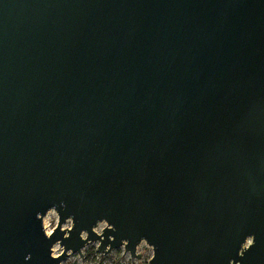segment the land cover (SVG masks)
I'll use <instances>...</instances> for the list:
<instances>
[{
	"label": "water",
	"instance_id": "obj_1",
	"mask_svg": "<svg viewBox=\"0 0 264 264\" xmlns=\"http://www.w3.org/2000/svg\"><path fill=\"white\" fill-rule=\"evenodd\" d=\"M141 239L264 264V0H0V264Z\"/></svg>",
	"mask_w": 264,
	"mask_h": 264
},
{
	"label": "rangeland",
	"instance_id": "obj_2",
	"mask_svg": "<svg viewBox=\"0 0 264 264\" xmlns=\"http://www.w3.org/2000/svg\"><path fill=\"white\" fill-rule=\"evenodd\" d=\"M57 220L58 213L56 209L50 208L42 219L46 232L52 231L57 224ZM71 225V219L67 218L66 221L62 223V228L66 230L71 227ZM104 226H106V221L101 220L98 221L93 228L96 232L100 233ZM83 235H85V232H83ZM98 244V240L85 243L81 247L82 256L77 251L68 250V253L59 264H148L153 253L152 246L145 239H141L136 246V252L141 253L140 257L131 256L130 252L125 249L123 244L112 247L109 251L105 252L98 249ZM61 251L62 245L59 242H55L52 245V253L58 254Z\"/></svg>",
	"mask_w": 264,
	"mask_h": 264
},
{
	"label": "bare ground",
	"instance_id": "obj_3",
	"mask_svg": "<svg viewBox=\"0 0 264 264\" xmlns=\"http://www.w3.org/2000/svg\"><path fill=\"white\" fill-rule=\"evenodd\" d=\"M48 232V231H47Z\"/></svg>",
	"mask_w": 264,
	"mask_h": 264
}]
</instances>
